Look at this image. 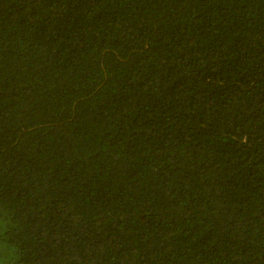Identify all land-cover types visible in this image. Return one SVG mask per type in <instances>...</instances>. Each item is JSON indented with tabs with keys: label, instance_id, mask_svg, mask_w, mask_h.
<instances>
[{
	"label": "trees",
	"instance_id": "1",
	"mask_svg": "<svg viewBox=\"0 0 264 264\" xmlns=\"http://www.w3.org/2000/svg\"><path fill=\"white\" fill-rule=\"evenodd\" d=\"M0 264H264V0H0Z\"/></svg>",
	"mask_w": 264,
	"mask_h": 264
}]
</instances>
